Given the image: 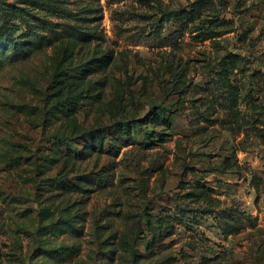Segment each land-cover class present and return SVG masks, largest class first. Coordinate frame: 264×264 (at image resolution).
<instances>
[{"label": "rangeland", "instance_id": "rangeland-1", "mask_svg": "<svg viewBox=\"0 0 264 264\" xmlns=\"http://www.w3.org/2000/svg\"><path fill=\"white\" fill-rule=\"evenodd\" d=\"M0 25L29 42L0 54V264H264V0H0Z\"/></svg>", "mask_w": 264, "mask_h": 264}, {"label": "trees", "instance_id": "trees-1", "mask_svg": "<svg viewBox=\"0 0 264 264\" xmlns=\"http://www.w3.org/2000/svg\"><path fill=\"white\" fill-rule=\"evenodd\" d=\"M200 5H201L200 2H196L193 5L192 10H189V11L184 10L182 12H180V10H179L176 12V15L180 19H182L185 15L187 17H193V15L199 11ZM9 31H10L9 27H5L3 25H0V50H1L0 54H5L6 52L9 51V54H8L9 56H14L15 58L19 57V56H24L26 53V46L29 42L27 40L21 38L20 36L19 37L14 36L13 32H9ZM55 35H56V37H58L60 34H59V32H56ZM40 38H42L46 44H50L53 41L52 37L46 36V35H42V36H40ZM94 63H92V64H94ZM227 71H228V67L225 65L224 71L222 73V75H223L222 79L225 82L228 80L227 73H225ZM226 86L230 87V91H229L230 99H231V102L233 104H235L237 101L236 100V94L234 91L235 88L231 83H229V81H228V84ZM201 193H205L204 190H201Z\"/></svg>", "mask_w": 264, "mask_h": 264}]
</instances>
